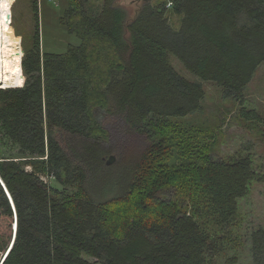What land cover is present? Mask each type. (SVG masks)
Instances as JSON below:
<instances>
[{
    "label": "trees",
    "instance_id": "1",
    "mask_svg": "<svg viewBox=\"0 0 264 264\" xmlns=\"http://www.w3.org/2000/svg\"><path fill=\"white\" fill-rule=\"evenodd\" d=\"M61 1L59 22L78 45L42 54L38 4L31 0L23 57L14 32L6 51L0 133L18 154L0 157V180L17 227L3 260L14 213L0 184V264H94L84 257L98 264H208L256 172L248 150L213 159L211 144H203L212 130L186 120L203 111V83L243 104L264 65V0H143L129 22L115 0ZM99 110L148 144L123 191L97 201L86 189L88 174L105 167L110 151ZM238 116L260 120L243 108ZM174 151L177 160L192 151L204 157L191 178L182 177L183 165L168 163ZM173 189L180 201L166 198ZM250 237L254 264H264V230Z\"/></svg>",
    "mask_w": 264,
    "mask_h": 264
},
{
    "label": "rangeland",
    "instance_id": "2",
    "mask_svg": "<svg viewBox=\"0 0 264 264\" xmlns=\"http://www.w3.org/2000/svg\"><path fill=\"white\" fill-rule=\"evenodd\" d=\"M143 0H115L116 6L126 12V22L131 21L142 5ZM38 19L40 30L41 52L50 54H63L69 45H78L79 39L69 34L60 24L65 5L61 0H37ZM8 13L11 18H7ZM31 0H3L0 1V64L3 77V66L6 61L8 43H13V32L18 42L17 48L21 52V36L28 34L32 27ZM10 26L11 37L7 33ZM19 35V36H18ZM12 38V41H11ZM23 57V56H22ZM176 68L182 72L177 63ZM205 100L201 114L187 118V124L198 125L212 134H205L203 144H211L213 159L226 160L236 154L252 153L253 167L256 178L251 183L246 197L238 200V214L230 229L219 232V244L208 253V264H254L251 252V233L258 229L264 230V65L261 66L253 81L248 86L243 104H237L221 97L217 87L210 83H203ZM1 88V87H0ZM240 108L254 111L260 120L245 121L239 118ZM99 123L108 131L109 141L104 145L110 151L103 155L104 168L93 166L89 171L86 189L93 200H104L123 191L128 180L134 160L148 144V139L108 115L103 110L96 113ZM202 144V143H200ZM104 149V148H103ZM248 150V152H246ZM18 154V148L0 133V157H11ZM170 164L183 165L187 168L182 177L189 179L193 176L192 167L202 164L203 156L197 153L184 160H177V151L173 152ZM110 156L114 157L111 165H106ZM188 165L190 169H188ZM183 170V168L181 169ZM50 186L61 190L53 178L42 177ZM183 181H178V183ZM193 186V183L188 180ZM187 185V183H186ZM171 189V188H170ZM166 198L172 196L180 201V192L166 191ZM189 212L192 208L191 199H186ZM13 229V227H12ZM13 232V231H12ZM13 234V233H12ZM219 248V249H218ZM216 250H218L217 253ZM95 262V259L84 257Z\"/></svg>",
    "mask_w": 264,
    "mask_h": 264
},
{
    "label": "water",
    "instance_id": "3",
    "mask_svg": "<svg viewBox=\"0 0 264 264\" xmlns=\"http://www.w3.org/2000/svg\"><path fill=\"white\" fill-rule=\"evenodd\" d=\"M7 17H8V18L11 17L10 13H9V15H8ZM20 43H21V38H20ZM21 53H22V56H23V50H22V49H21ZM1 88H3V87H1ZM7 88H16V87H7ZM19 88H20V87H19ZM113 161H114V157H113V156H110L109 159L106 161V165H107V166H108V165H111V164L113 163ZM0 184H1V186L3 187L5 193H6L8 199H9V201H10V204H11V206H12L13 213H14L13 239H12V242H11V244H10V246H9V249H8V250L5 252V254H4V257H3V260H4L5 256L7 255L8 251L10 250V248H11V246H12V244H13V240H14V237H15V231H16V227H17V224H16L17 217H16V213H15V208H14L13 201H12V199H11V197H10V195H9V193H8V191H7L6 187H5V185H4V183H3L1 180H0ZM3 260H2V261H3ZM2 261H1V263H2Z\"/></svg>",
    "mask_w": 264,
    "mask_h": 264
},
{
    "label": "bare ground",
    "instance_id": "4",
    "mask_svg": "<svg viewBox=\"0 0 264 264\" xmlns=\"http://www.w3.org/2000/svg\"><path fill=\"white\" fill-rule=\"evenodd\" d=\"M0 1H3V0H0ZM8 15H9V13H8ZM7 15V16H8ZM11 15V14H10ZM8 18V17H7ZM11 18V17H10ZM21 53V52H20ZM22 54V53H21ZM0 85H2V87H4L5 86V82H4V80H3V77H2V75H1V64H0Z\"/></svg>",
    "mask_w": 264,
    "mask_h": 264
}]
</instances>
